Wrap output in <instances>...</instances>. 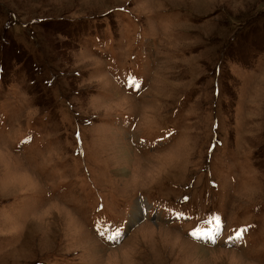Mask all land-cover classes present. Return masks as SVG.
I'll use <instances>...</instances> for the list:
<instances>
[{"label": "rangeland", "instance_id": "374dc122", "mask_svg": "<svg viewBox=\"0 0 264 264\" xmlns=\"http://www.w3.org/2000/svg\"><path fill=\"white\" fill-rule=\"evenodd\" d=\"M232 253L264 264V0H0V264Z\"/></svg>", "mask_w": 264, "mask_h": 264}, {"label": "bare ground", "instance_id": "6f19581e", "mask_svg": "<svg viewBox=\"0 0 264 264\" xmlns=\"http://www.w3.org/2000/svg\"><path fill=\"white\" fill-rule=\"evenodd\" d=\"M126 97H128V96H126ZM18 176H21V178H22V175H18ZM63 210H64V213H66V219H69L71 222H72V220L74 221V222H76V223H78L77 222V219L74 217V215L72 214V213H70L68 210H66V209H64V208H62ZM138 215H139V207L138 206H136V207H134L133 208V216H132V218H134V219H136V217H138ZM68 220V221H69ZM131 221H133V220H131ZM143 226V225H142ZM83 227V226H82ZM85 228L83 227V230H84ZM159 230H161L162 232H163V234H166V235H164L165 236V238L167 237L168 238V236H169V232H167L166 231V229H163V228H158ZM85 231V230H84ZM87 232V231H86ZM206 239V238H205ZM94 243H96V242H94ZM97 244V243H96ZM192 244V243H191ZM204 246V245H203ZM202 250V249H201ZM216 251V250H215ZM220 251V250H219ZM222 251V250H221ZM220 251V252H221ZM214 252V251H213ZM223 252H230V251H223ZM231 253V252H230ZM232 254H234L235 255V257L236 258H238L241 262H243V263H246V264H250V263H247V262H245L242 258H240L237 254H235V253H232ZM234 255H232V256H234Z\"/></svg>", "mask_w": 264, "mask_h": 264}, {"label": "snow or ice", "instance_id": "6c2138e0", "mask_svg": "<svg viewBox=\"0 0 264 264\" xmlns=\"http://www.w3.org/2000/svg\"><path fill=\"white\" fill-rule=\"evenodd\" d=\"M133 83H134V88L137 89V90H139V89H141V88L143 87L142 84H137L135 81H134ZM180 215H181V213H178L177 217L179 218ZM101 235H103V234H101ZM120 235H121V233H120V232H117V233H115V235H113V236H108V239H109V240H114V239H116L117 237H119ZM192 235H193V236H198L199 234L196 233V232H193ZM217 235H219V232H217ZM239 235H240V232L238 231V232L236 233V236L238 237ZM232 238H233V237H229V239H232ZM209 239L212 240L211 237H209ZM212 242H215V241L212 240Z\"/></svg>", "mask_w": 264, "mask_h": 264}, {"label": "clouds", "instance_id": "9594fccd", "mask_svg": "<svg viewBox=\"0 0 264 264\" xmlns=\"http://www.w3.org/2000/svg\"><path fill=\"white\" fill-rule=\"evenodd\" d=\"M231 264H234V261H232Z\"/></svg>", "mask_w": 264, "mask_h": 264}]
</instances>
